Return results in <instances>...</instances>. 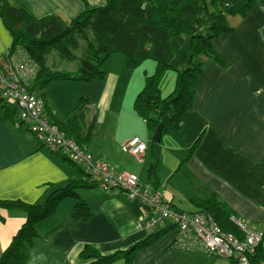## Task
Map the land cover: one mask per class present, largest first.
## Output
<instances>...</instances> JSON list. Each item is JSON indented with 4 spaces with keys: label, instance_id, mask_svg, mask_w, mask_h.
<instances>
[{
    "label": "crops",
    "instance_id": "1",
    "mask_svg": "<svg viewBox=\"0 0 264 264\" xmlns=\"http://www.w3.org/2000/svg\"><path fill=\"white\" fill-rule=\"evenodd\" d=\"M9 1L27 7L36 19L59 15L70 21L85 8L81 0ZM87 2L90 7H102L107 0ZM233 27L234 33L214 43L225 66L212 59L205 62L194 107L183 117L179 135L164 137L158 163L151 155L152 136L133 110L144 85V74L152 75L155 65L146 62L130 70L122 55H114L108 62L113 60L117 69L108 66L104 80L81 90V96L90 101L86 122L94 125V137L87 149L93 162L106 160L118 173H136L142 186L161 192L177 211L197 213L200 209L193 200L204 201L215 194L239 219L263 230L264 0H259L255 10ZM11 44L12 37L0 20L3 66L9 63ZM170 74L161 84L164 97L174 90L175 75ZM49 89L45 91L48 116L52 122L65 121L78 101L63 100L55 108L48 97ZM71 89L78 88L71 86ZM10 104H14L10 112L19 119L18 107ZM62 115L65 117L61 118ZM133 138L147 143L142 163L123 152V146ZM191 151V158L182 165ZM73 180L90 182L93 178L40 146L27 125L11 124L5 110L0 111V199L37 203L49 193L48 186L63 188ZM77 192L89 207L90 219L79 222L73 212L75 199H65L57 212L39 225V237L30 250L27 264H85L80 254L86 244L108 256L127 251L148 235L172 227L164 223L149 232L140 229L138 220L144 207L129 200L123 192L107 193L97 184ZM26 217L21 211L0 210V257ZM177 237L178 232L173 229L139 252L133 264L231 263L206 252L176 249L173 244Z\"/></svg>",
    "mask_w": 264,
    "mask_h": 264
},
{
    "label": "trees",
    "instance_id": "2",
    "mask_svg": "<svg viewBox=\"0 0 264 264\" xmlns=\"http://www.w3.org/2000/svg\"><path fill=\"white\" fill-rule=\"evenodd\" d=\"M81 1L85 6L83 12L67 21L59 15L36 19L27 7L0 0V20L12 37L8 59L28 57L34 62L36 77L28 84L27 91L44 102L45 91L53 83L85 84L104 80L107 75L105 67L114 55L124 56L130 70L152 62L154 73L144 74V85L134 101L133 110L145 122L152 137L158 126L163 125L161 143L151 144L152 158L158 163L164 137L178 136L183 117L194 107L205 62L212 59L225 66L214 43L220 37L235 32L228 19H245L255 10L259 0H107L102 7H90L87 0ZM79 51L82 53L78 56ZM53 52L62 61L78 62L77 70L50 67L47 58ZM171 72L175 73L174 90L164 97L161 84ZM7 102L0 92V111L5 110L11 124H19V116L17 119L10 112ZM89 105L90 101L82 98L65 121L53 120L61 131L82 147H88L94 137V125L86 122ZM45 107L48 115L46 104ZM191 156L192 151L182 165ZM74 165L85 173L82 167ZM96 184L94 180H73L63 188L50 185L49 193L33 204L0 199V210L21 211L27 215L26 222L0 257V264H27L30 250L39 237V225L53 216L67 198L75 199V218L79 222H87L91 213L77 191L93 188ZM193 203L224 232L241 235L239 227L232 221L233 217L238 218L237 214L220 202L215 194L204 201L193 200ZM173 229H161L133 248L108 256H103L95 246L86 244L80 258L85 264H115L120 261L133 264L139 252L157 243ZM257 252V262H264L263 243Z\"/></svg>",
    "mask_w": 264,
    "mask_h": 264
},
{
    "label": "built area",
    "instance_id": "3",
    "mask_svg": "<svg viewBox=\"0 0 264 264\" xmlns=\"http://www.w3.org/2000/svg\"><path fill=\"white\" fill-rule=\"evenodd\" d=\"M35 77L36 66L28 57H13L6 68L0 65L2 99L15 103L20 121L27 125L39 145L82 167L104 192L120 191L129 200L140 202L144 207L138 220L140 229L149 232L167 223L178 232L173 244L176 249L206 252L229 259L230 264H264L257 262V249L264 241L263 230L233 217L241 235L226 233L203 212L186 213L173 209L161 192L142 186L136 173H118L106 160L93 162L87 147L79 146L49 119L44 100L27 91ZM147 148L145 141L133 138L122 149L142 163Z\"/></svg>",
    "mask_w": 264,
    "mask_h": 264
},
{
    "label": "rangeland",
    "instance_id": "4",
    "mask_svg": "<svg viewBox=\"0 0 264 264\" xmlns=\"http://www.w3.org/2000/svg\"><path fill=\"white\" fill-rule=\"evenodd\" d=\"M239 20H240L239 17H231V18L228 19V23H229L230 26H233V25H236ZM81 51H79L77 53L78 56L82 53ZM48 57H49V64L48 65H50V67H52L53 69L76 71L77 68H78V62L62 61L58 57V54L56 52H53ZM47 60H48V58H47ZM107 64H109V65H107V67H105V69H107L108 66L110 68L112 66H114L117 69V67L115 65V62L113 60L110 63H107ZM173 74L175 75V73L171 72L170 75L173 76ZM167 76H169V75H167ZM167 76H166V78H167ZM62 83H66V84H62ZM62 83H53L50 86V89L47 91L48 97L50 98V100L52 102V105L54 104V106L56 108V106H58L57 104L62 103L63 100L67 101V102H71V101L77 100L78 104H76V107L74 108V109H76L77 106L79 105L81 99L82 98H86V97L81 96V90L83 91V88H87V86L90 83H85V84L84 83L76 84V82H73L75 84L67 83V82H62ZM80 84H83V85H80ZM71 86H74L75 88H78V89H71ZM52 105H51V107H52ZM6 106L9 109H13L14 104H10L9 102H7ZM63 115H65V114H63ZM63 115L61 116V118L65 117ZM251 226H255V227H257V229L259 228V226H256V225H251Z\"/></svg>",
    "mask_w": 264,
    "mask_h": 264
},
{
    "label": "water",
    "instance_id": "5",
    "mask_svg": "<svg viewBox=\"0 0 264 264\" xmlns=\"http://www.w3.org/2000/svg\"><path fill=\"white\" fill-rule=\"evenodd\" d=\"M162 131H163V125L160 124L158 126V129L157 131L155 132V134L153 135L152 137V143H155V144H160L161 141H162Z\"/></svg>",
    "mask_w": 264,
    "mask_h": 264
}]
</instances>
